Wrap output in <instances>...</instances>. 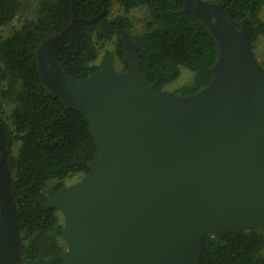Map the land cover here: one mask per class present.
<instances>
[{
	"label": "water",
	"instance_id": "obj_1",
	"mask_svg": "<svg viewBox=\"0 0 264 264\" xmlns=\"http://www.w3.org/2000/svg\"><path fill=\"white\" fill-rule=\"evenodd\" d=\"M185 1L221 46L214 81L193 96L147 86L129 41L125 72L108 59L87 78L69 76L59 51L97 18L75 12L39 47L44 82L87 112L101 150L88 174L49 201L64 216L65 264H198L206 233L264 228V73L253 31L229 21L222 5ZM2 150L0 264H16L21 232Z\"/></svg>",
	"mask_w": 264,
	"mask_h": 264
},
{
	"label": "trees",
	"instance_id": "obj_2",
	"mask_svg": "<svg viewBox=\"0 0 264 264\" xmlns=\"http://www.w3.org/2000/svg\"><path fill=\"white\" fill-rule=\"evenodd\" d=\"M206 1L222 5L232 23L249 26L253 43L264 35V0ZM115 3L125 14L110 17ZM21 7V0H0V28L10 24ZM186 7L185 0H38L35 17L25 18L6 37L0 33V161L3 144L21 232L16 264H65L64 224L49 201L68 187L67 178L88 174L101 153L87 112L69 105L44 82L37 56L40 45L63 31L75 12L84 19L97 18L72 31L59 51L58 61L69 76L87 78L108 59L114 66L118 60V71L125 72L129 41L147 86L164 90L184 68L193 72L191 82L171 93L193 96L214 81L221 46L209 24ZM135 8L148 11L139 32L127 15ZM106 42H113L114 48L98 63L99 46ZM198 264H264V228L206 233Z\"/></svg>",
	"mask_w": 264,
	"mask_h": 264
},
{
	"label": "rangeland",
	"instance_id": "obj_3",
	"mask_svg": "<svg viewBox=\"0 0 264 264\" xmlns=\"http://www.w3.org/2000/svg\"><path fill=\"white\" fill-rule=\"evenodd\" d=\"M21 1H22V7L18 15L15 17V19L10 24L6 26H2L0 28V33L3 37L8 36L15 28L19 27L25 18H33L36 16L38 0H21ZM203 1L208 2L206 0ZM123 14H125L124 8L119 3H115L110 11V17H114L116 15H123ZM127 15L133 20L135 24V31L139 32L144 29V22L148 18V11L146 8L132 9L130 12H128ZM260 16L262 19H264V6L262 8ZM242 26H245V24ZM113 48H114L113 42H106L103 46H99V50H98L99 57L97 59V62L98 63L101 62L105 58L107 51H112ZM250 49L256 61V65L264 73V35H260L254 43L252 42ZM114 67L118 71L121 68V63L117 60L115 62ZM192 77H193V72L183 68L180 76L174 82L167 84L164 90L171 93L178 86L190 83ZM7 111H10V107H7ZM80 179L81 178L79 175H74L72 177L67 178L65 181L66 184H68V186H71L76 182H78ZM58 214H59L60 222L64 224L63 213L60 210H58Z\"/></svg>",
	"mask_w": 264,
	"mask_h": 264
}]
</instances>
